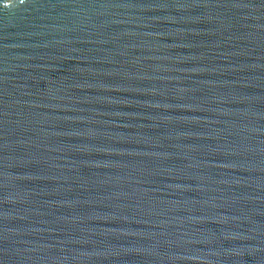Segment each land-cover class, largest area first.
<instances>
[{
  "label": "water",
  "instance_id": "95a60500",
  "mask_svg": "<svg viewBox=\"0 0 264 264\" xmlns=\"http://www.w3.org/2000/svg\"><path fill=\"white\" fill-rule=\"evenodd\" d=\"M0 264H264V0H0Z\"/></svg>",
  "mask_w": 264,
  "mask_h": 264
}]
</instances>
